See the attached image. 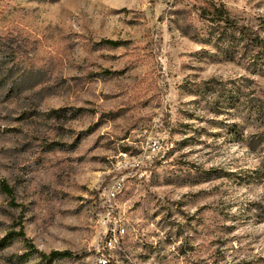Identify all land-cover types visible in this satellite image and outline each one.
Instances as JSON below:
<instances>
[{"label":"rangeland","instance_id":"1","mask_svg":"<svg viewBox=\"0 0 264 264\" xmlns=\"http://www.w3.org/2000/svg\"><path fill=\"white\" fill-rule=\"evenodd\" d=\"M205 5L0 0V264H98L115 183L107 264H264V46Z\"/></svg>","mask_w":264,"mask_h":264},{"label":"trees","instance_id":"2","mask_svg":"<svg viewBox=\"0 0 264 264\" xmlns=\"http://www.w3.org/2000/svg\"><path fill=\"white\" fill-rule=\"evenodd\" d=\"M206 5L201 9V16L205 19H208L212 22H224L227 25H234L240 31V33L251 40L252 42L264 46V41L262 40L260 33L257 30H254L246 25L238 24L233 21L230 16V12L227 7L220 3L218 4L214 0H205ZM103 42L113 46H119L122 41L114 39H103ZM0 188L1 190L10 198L11 203H15V191L14 188L10 185L8 180L0 175ZM10 235L24 237L26 240V245L32 251H35L42 259L46 261H53L59 258H70L74 253L70 250H51L50 252H45L36 247L34 242L26 237L23 226L20 227L19 231L11 232Z\"/></svg>","mask_w":264,"mask_h":264},{"label":"built area","instance_id":"3","mask_svg":"<svg viewBox=\"0 0 264 264\" xmlns=\"http://www.w3.org/2000/svg\"><path fill=\"white\" fill-rule=\"evenodd\" d=\"M119 189H121V183H115L110 189L109 195L106 198V203L108 205L107 216L109 217V222L114 223V227L110 228L108 227V224L106 225L107 229L105 233V238L103 239L102 249H98L97 253V258L107 257L109 261L112 255L107 254V247H115L118 243V236H123L126 232V229L123 225L118 224V221L113 222V220L110 219V215L112 213L111 201L115 198Z\"/></svg>","mask_w":264,"mask_h":264},{"label":"bare ground","instance_id":"4","mask_svg":"<svg viewBox=\"0 0 264 264\" xmlns=\"http://www.w3.org/2000/svg\"><path fill=\"white\" fill-rule=\"evenodd\" d=\"M110 247H107V250ZM111 249V248H110ZM109 255V253H107ZM98 264H107L109 262V259L107 257H98L97 258Z\"/></svg>","mask_w":264,"mask_h":264}]
</instances>
